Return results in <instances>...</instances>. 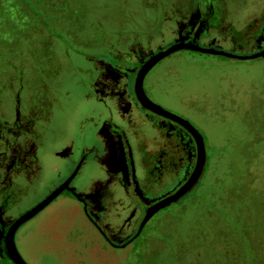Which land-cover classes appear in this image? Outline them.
I'll return each mask as SVG.
<instances>
[{
	"label": "rangeland",
	"instance_id": "1",
	"mask_svg": "<svg viewBox=\"0 0 264 264\" xmlns=\"http://www.w3.org/2000/svg\"><path fill=\"white\" fill-rule=\"evenodd\" d=\"M207 1L218 15L207 42L255 54L264 43V0H0V120L32 110L42 118V137L24 139L27 166L10 171L15 184L7 185L8 199L0 192V207L19 217L78 169L82 148L86 155L77 196L62 188L15 229L27 264H264V56L181 49L146 73L147 97L201 133L206 161L196 185L141 228L145 207L123 187L110 140L98 132L110 113L153 202L181 185L180 158L158 156L167 144L162 131L120 94L124 68L177 42L171 39L190 11L203 12ZM7 2L12 18L2 9ZM97 81L108 84L106 107L93 97ZM33 95L48 99L47 108L30 107ZM65 147L73 153L59 157Z\"/></svg>",
	"mask_w": 264,
	"mask_h": 264
},
{
	"label": "flooded vegetation",
	"instance_id": "2",
	"mask_svg": "<svg viewBox=\"0 0 264 264\" xmlns=\"http://www.w3.org/2000/svg\"><path fill=\"white\" fill-rule=\"evenodd\" d=\"M203 6H204L203 12L190 11V14L188 15L185 25L180 26L181 28L179 29V31L176 32L175 35H173L171 41L179 42L189 38L190 41L195 43L197 41L202 42L205 40L204 41L205 45L203 47L214 48L216 50L223 51L221 47L216 46L213 42L209 43L205 39L208 30L211 27L218 26V18H217L218 15L214 10V8L212 7L211 1L205 2ZM2 9L6 12L8 18L14 17L13 14H10L13 13V11L10 10V3L7 2L6 4H4V6H2ZM8 11L9 13H7ZM13 21L14 20H12V22ZM256 44H257L256 45L257 50L255 54L260 53L262 51L264 52V43L262 42V40L258 41V43ZM241 45L242 44H240V46ZM213 54H218L233 59H245V58L237 57L242 55L229 56L224 53H213ZM248 58H252V57H246V59ZM147 59L148 57H141L133 64V66L129 65L124 68V75L126 78V90L120 94V99L123 100V102L127 103V108L129 110L143 113L144 116L152 123V125L156 127V129L162 131L165 142L167 141V144L165 146L162 144L161 146L162 151H160V154L158 153V156L163 157L168 155L169 153V156L172 159V161L173 159L174 161H176L177 157L180 158V160L183 163L182 174L185 175V180L181 183L182 185L188 179V177L190 176V174L194 169L197 153H198L197 143L191 132L187 128H185L182 124L168 117L157 114L147 108L142 107L141 104L136 99L133 91L135 77L137 71ZM111 72L112 75L114 76V79H116L118 73H115L112 70ZM44 74L47 78L52 76L51 72H49V74H46L44 72ZM46 86L43 85V83L40 85L41 88L44 87L42 89L40 88L42 90L41 91L42 93L46 92L47 89ZM107 86L108 84H106L105 81L104 82L97 81L94 85V89H92V94L96 102L100 103L103 107H106L107 99H108V90L106 91ZM29 101H30L29 106L32 107L33 109L34 108L37 109L38 107L47 108L48 106L47 103L49 100L48 99L45 100L44 97L39 99L33 95ZM32 112L29 111L26 114L17 117V119H15L12 122H9L7 119L0 120V192L4 200L8 199L7 198L8 195L5 193V191L7 190V185L15 184L12 181V179L9 177L10 171L18 170L21 167L27 166L26 157L27 154L30 152L28 149L30 147L28 146H31V144L28 145L27 143H25L26 141L24 142V139L29 138L28 136H30L32 140L34 138L40 140V138L42 137V133L39 130L42 127L40 125L41 123L40 121L42 120V118H39V115L37 118L35 114H31ZM121 117L122 118L124 117L123 114L121 115ZM98 128H99L98 132H100L102 135H104L105 137H107V139L110 140L111 148L114 154L113 160L111 162V166L113 167L114 170L120 172L121 183L123 187L125 189L132 187L133 194L138 199L139 205L141 204L144 205L145 207L144 211H146L147 207L155 203L156 201L153 202L152 198L154 196L148 193L147 191H145L138 184L136 163L133 157V152L131 149L130 142L128 138L125 136L124 131L119 127L118 124H116V122H114L113 117L112 115H110V113L107 116L100 117ZM65 148L57 153L59 157H66L73 153L71 147L69 149L68 147L66 149ZM80 155L81 156L79 158V161L76 164V166H78V169L75 172L74 170L68 171L65 174V176L62 179H60L58 182V184H60L66 180L63 185L66 184L65 188H67L70 191L73 197L77 196L75 189L76 187L75 180L78 174V170L83 165L86 158L85 149L82 148ZM155 159L156 158L154 157L152 161L154 162ZM159 168L160 165H158L157 163L155 164L154 168L153 165L152 166L150 165L149 172ZM178 188H176L175 190H177ZM18 215L19 214H16V211L14 212L12 210H5L4 208L2 209V207H0V264H14L7 256L4 245H5V235L10 225L18 218L17 217ZM93 224L99 230V232H101L102 235H105V233H103V230L99 228L96 225V223ZM107 241L115 247L120 246V245H115L108 239Z\"/></svg>",
	"mask_w": 264,
	"mask_h": 264
},
{
	"label": "water",
	"instance_id": "3",
	"mask_svg": "<svg viewBox=\"0 0 264 264\" xmlns=\"http://www.w3.org/2000/svg\"><path fill=\"white\" fill-rule=\"evenodd\" d=\"M193 50V51H200L205 53H224L229 56H237L233 55L231 53H225L223 51L216 50L214 48H208V47H202L197 44H194L192 42H175L170 44L167 48L158 51L151 57H149L139 68L137 71L133 91L135 94L136 99L141 104L142 107L147 108L157 114H160L162 116L168 117L172 120H175L176 122L182 124L185 128H187L191 134L194 136L198 153L196 158V163L194 166V169L188 179L173 193L169 194L168 196L159 199L155 203L151 204L147 207L144 217L141 221L140 228L144 225V223L150 218V216L158 211L159 209L169 205L172 202L178 201L180 198H182L188 191H190L198 182L206 161V153L204 149V142L201 134L198 132V130L190 124L185 119L179 117L178 115H175L164 108L160 107L159 105L152 102L146 95L144 88H143V79L146 75V73L150 70L152 66H154L160 59L164 58L165 56L169 55L172 52H175L177 50ZM264 55V52H260L254 55L250 56H237L240 58H246V57H255V56H261ZM66 185V184H65ZM62 185L55 189L53 192H51L49 195H47L43 200H41L38 204H36L34 207L23 213L21 216H19L9 227L6 235H5V245L4 248L6 250L7 256L10 258V260L14 264H27L24 259L21 257L19 252L16 249L15 242H14V232L17 226L30 218L34 213L40 209L42 206H44L51 198H53L56 193H58L62 188H65L66 186Z\"/></svg>",
	"mask_w": 264,
	"mask_h": 264
}]
</instances>
